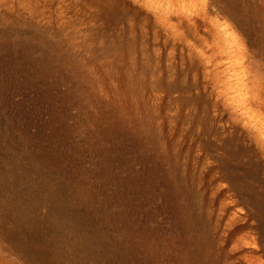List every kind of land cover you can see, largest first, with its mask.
<instances>
[{
	"label": "rangeland",
	"instance_id": "obj_1",
	"mask_svg": "<svg viewBox=\"0 0 264 264\" xmlns=\"http://www.w3.org/2000/svg\"><path fill=\"white\" fill-rule=\"evenodd\" d=\"M13 181L64 263L82 241V264H182L191 235L211 264H264V0H0Z\"/></svg>",
	"mask_w": 264,
	"mask_h": 264
},
{
	"label": "bare ground",
	"instance_id": "obj_2",
	"mask_svg": "<svg viewBox=\"0 0 264 264\" xmlns=\"http://www.w3.org/2000/svg\"><path fill=\"white\" fill-rule=\"evenodd\" d=\"M206 30H208V29H206ZM37 179L38 178H36V180ZM43 186H44V184H43ZM42 192L44 193V195L46 196V198L48 200L52 201L53 207L55 209L54 210L55 215L57 217L58 222L61 224V226L63 227V226L73 225L74 222L72 221V219H70L65 214L66 211L64 212L62 209V201H55V199L52 198V193H50L48 191H42ZM28 193H29L28 191H20V188H19V185L17 182L12 183V185H8V184H5L4 182H0V223H2V224L4 223V225H5V226L3 225L4 229H5V233L3 232L4 235L2 232L1 233L5 237V239L7 240V241H5V243L7 242V245H8V248H6V250L8 249V252L10 254L14 255V257H15V258L9 260L8 264H70V263H64V262L60 261L59 259H57L58 256H56V255L51 257L49 255V252H48L47 243L42 242V244H38L39 242L36 243V241L33 239L34 237H31V234H29L30 229L35 224H38L39 221L35 219V215L33 214L32 203H31V200L27 196ZM184 197H185V195H184ZM191 212H192V210H191ZM182 213L183 212L180 213L181 215H183L182 219L184 222L182 224L185 223V225H184L185 227H184L183 232H185V230L192 231L194 228L192 223L195 224L197 221L195 222V220H194V222H193V220H190V218H189L190 216L188 215V213H185V214H182ZM191 218H193V217L191 216ZM193 219H195V218H193ZM196 219H197V217H196ZM201 220H203V218H201ZM40 224H41V222H40ZM198 230H200V229H198ZM203 232H204V230L202 231V234L200 232H199V234L204 235ZM189 236L190 237H187V238H185L186 236L183 237L185 243H181L182 246L184 244V247H182L180 245V249L181 248L182 249L178 252V257H179L178 260L181 259L180 261H182V264H211L209 262V259L206 258V256H205L206 254L203 251L204 249L199 250V248H201L199 246L200 240L192 237L191 235H189ZM200 239L202 242L203 238L200 237ZM198 240H199V242H197ZM2 241H4V240H2ZM197 243H198V245H195ZM194 245L199 246L198 248H195L198 251L191 250L192 246L194 247ZM202 245H204V244L202 243ZM5 246H6V244H5ZM178 247H179V245H178ZM145 248H147V247H145ZM83 249L84 250H89V249L92 250L90 248V245L88 244V242L79 241V244L76 246V258H75V261L73 264H79V263L82 264L84 262V261L82 262V259H81L82 256L80 257L81 254L79 253ZM150 249L151 248H149V250ZM153 250H155V249H153ZM153 250H152V252H153ZM178 250H179V248H178ZM178 250H173V251L175 252ZM175 254L176 253H174V255ZM176 259H177V257H176ZM83 260H85V259L83 258ZM0 264H3L1 256H0Z\"/></svg>",
	"mask_w": 264,
	"mask_h": 264
}]
</instances>
